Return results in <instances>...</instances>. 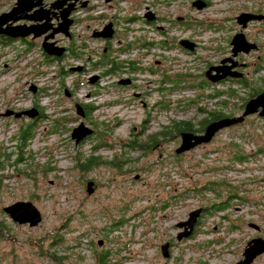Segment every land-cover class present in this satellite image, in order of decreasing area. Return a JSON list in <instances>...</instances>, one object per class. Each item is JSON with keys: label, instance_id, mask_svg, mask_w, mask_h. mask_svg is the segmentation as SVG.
<instances>
[{"label": "rangeland", "instance_id": "1", "mask_svg": "<svg viewBox=\"0 0 264 264\" xmlns=\"http://www.w3.org/2000/svg\"><path fill=\"white\" fill-rule=\"evenodd\" d=\"M116 1L118 39L108 46L130 48L118 56L131 62L134 88L114 84L123 70L93 84L89 75L101 67L61 73L54 64L40 65L36 51L18 63L20 45H0V62L7 64L0 67V112L36 103L44 113L0 116V264H233L247 240L264 237V117L247 116L181 155L174 153L180 141L176 132L162 136L160 131L176 119L198 125L213 109L239 114L240 104L264 87V78L255 76L248 85L233 84L235 92L203 83L207 63L221 55L227 35L241 29L235 17L241 12L264 15V0H203L207 5L202 8L191 5L192 0ZM147 11L157 19L146 20ZM243 31L264 40L257 21ZM75 32L80 38L90 33L85 24L76 25ZM181 38L195 42L194 49L179 45ZM84 41L91 51L101 47L99 41ZM89 50L81 55L85 65L93 58ZM260 74L264 77V69ZM29 81L39 86L38 93L27 90ZM74 103L88 108L86 119L75 112ZM31 121L32 136L24 142L17 134L20 125ZM80 121L93 133L74 144L70 130ZM131 141L139 146L130 147ZM232 142L247 155L245 161L228 160ZM257 147L262 152L254 153ZM90 156L111 163L80 169L78 159ZM86 180L94 183L90 194ZM229 192L244 201L232 199L221 211L203 210ZM15 201H30L40 221L33 226L13 221L2 207ZM199 207L191 234L176 240L175 223ZM52 237L59 240L51 244ZM166 241L165 258L160 245ZM50 251L62 258L52 261ZM101 254L104 262L99 263ZM252 264H264V252Z\"/></svg>", "mask_w": 264, "mask_h": 264}, {"label": "flooded vegetation", "instance_id": "2", "mask_svg": "<svg viewBox=\"0 0 264 264\" xmlns=\"http://www.w3.org/2000/svg\"><path fill=\"white\" fill-rule=\"evenodd\" d=\"M18 1L19 0H0V20L4 21L2 26H20L24 30H28L29 28L33 29L24 36L11 37L0 33V45L4 42H16L22 48L15 56L16 62L20 63L26 60L31 53L36 51L41 57L39 64H54L58 67L57 72L64 73L66 71H74L73 69L82 71L87 68V66L91 68L101 67V69L98 70L99 72H93L89 75V77L96 76L95 82L93 83L95 84L99 83L104 74L110 75L123 70L125 72L115 77L117 79L114 81V84L119 87L129 88H134L136 86H133L135 78L129 72L130 69H132L131 62L122 60L118 56L119 54L122 55L124 51L125 53H129L130 48L124 46L114 49L108 46V43L111 42L114 37L118 39L115 35L117 33V28L114 22L118 14L115 11L116 0H20L27 4V8L15 11L12 16H6V13L8 14L17 6L16 3ZM204 2L206 6L207 2ZM144 15L143 17L145 18ZM156 19L157 16L155 15L154 20ZM255 21L264 27V19H253L246 22L244 27L241 26V29L239 28L231 31L227 35L226 45L221 55L216 60L206 65V69L209 66H222L220 72H233L234 75L227 74L216 82H212L204 76L206 81H203V83L206 85L210 84V82L219 83L226 86L225 90L229 89L235 92V89L232 87L233 84L240 86L248 85V81L252 80L254 76L257 80H262L264 78L260 76V71L264 69V40H260L257 33L243 31V29H246ZM108 23L111 24L113 30L110 37L93 36V31L101 30ZM80 24H85V29L89 30L90 33L88 37L80 38V35L78 33V35L76 34L75 27ZM90 24H97V26L89 27ZM238 33H242L246 41L253 44L254 47L247 51L241 50L234 52L231 40L233 36ZM86 38L101 42V47L99 48L96 45L97 50H89L87 47L88 45L84 41ZM46 44H49L48 46L54 51L60 50V54H48L44 50ZM84 50H89V56L93 57L90 61L91 63L88 65H85L81 60V55ZM249 56H254L255 58L245 61V58ZM1 66L7 67L6 62H0V67ZM124 73L126 74L124 75ZM212 73L214 74L215 71L212 70ZM123 78H129L130 83L127 85L119 84L118 80ZM25 84H27V90L28 85H35L36 91L34 93H38L40 88L34 81L25 82ZM262 90H264V87H259L251 93L248 98L256 95ZM132 94L141 99L140 93L133 91ZM141 102L143 103V101ZM243 105L240 112L243 109ZM32 106L38 110V117L44 116L42 107L36 103H30L26 107L18 108V110ZM81 106L85 114L83 118L86 119L88 108L82 104ZM200 132L202 131L194 133ZM91 135L92 134L85 138ZM161 135L165 136V134ZM174 135L178 137L179 133ZM85 138L83 140H86ZM178 139H180V137H178Z\"/></svg>", "mask_w": 264, "mask_h": 264}, {"label": "water", "instance_id": "3", "mask_svg": "<svg viewBox=\"0 0 264 264\" xmlns=\"http://www.w3.org/2000/svg\"><path fill=\"white\" fill-rule=\"evenodd\" d=\"M16 7L13 8L11 12L8 14L6 13V16H12L15 11L22 10L24 8H27V4L23 1H18L16 3ZM191 5L202 8L205 6V2L203 0H192ZM145 19L150 21L154 20L155 15L151 11H147L145 13ZM178 19H181V17H178ZM260 20L264 19L263 14H254L250 12H241L236 17L235 20L238 24H240L242 27L245 26L246 22L249 20ZM4 21L0 20V33L6 34L11 37L15 36H24L31 32L33 29L29 28L28 30H24L20 26H2ZM162 27L159 26V29ZM112 27L111 24H106L101 30L99 31H93V36H101V37H110L112 35ZM233 44V50L234 52L237 51H247L250 48H253L254 45L251 43H248L246 39L244 38L243 34L238 33L235 34L231 40ZM178 44L182 47L186 48L189 51H192L196 45L195 42L190 41L186 38H181L178 40ZM49 44H46L44 47V50L48 54H60L59 51H54L48 46ZM212 70L215 71V73H212ZM222 70V66H209L204 71V76L209 79L212 82H216L219 79L223 78L225 75L230 74L234 75L233 72H220ZM96 76H90L88 79L89 83L95 82ZM119 84L127 85L130 83L129 78H123L118 80ZM28 90L34 93L36 91L35 85H28ZM65 95H69V91L67 89L64 90ZM75 112L81 117H84V110L82 106L79 103H74ZM256 114L258 117H264V90L258 92L256 95L248 98L244 105L243 109L239 114L235 115H225L218 117L216 119L208 121L202 129V132L200 133H194L189 130H182L179 132L180 141L178 145L174 148V153L179 154L182 152H186L197 145L205 144L211 140V138L214 136L216 132L219 130L233 126L239 123L244 122L245 118L247 116ZM0 116L9 117L12 116L14 118H20L22 116H25L27 118H36L38 117V110L35 107H29L22 110H14L10 108H5L2 112H0ZM93 129L86 124H84L83 121H80L76 126L72 127L70 130V138L73 139L74 144H78L81 140H83L86 136L92 134ZM94 190V183L92 180H86L85 181V192L87 194L92 193ZM2 210L5 211L13 221H16L17 223H27L30 226L36 225L40 219V213L36 209V207L30 202V201H15L9 205L3 206ZM202 212V207L194 208L190 210L187 213V218L184 220H180L177 223H175L176 227L178 228V231L175 235L176 240H181L182 238L188 237L194 227V224L197 220V217ZM248 225L255 230L259 229V226L257 224L249 222ZM98 244H101V240L97 242ZM160 251L163 257L169 256V242L166 241L160 245ZM264 252V237L261 236H255L250 238L246 241L245 246L243 247L241 258L236 261L233 264H252L253 259Z\"/></svg>", "mask_w": 264, "mask_h": 264}, {"label": "trees", "instance_id": "4", "mask_svg": "<svg viewBox=\"0 0 264 264\" xmlns=\"http://www.w3.org/2000/svg\"><path fill=\"white\" fill-rule=\"evenodd\" d=\"M192 87V86H190ZM242 104H240V107H241ZM208 113L204 115V117H202V119L199 121L198 125H194L189 119H176V120H172L171 123L167 124L165 129L161 130L160 133L161 134H167L168 132H176V133H179L180 131L182 130H189V131H193V132H199V131H202L203 129V126L205 125V123H207L208 121L210 120H213V119H216L218 117H221V116H225L227 115V113H225L224 111L222 110H218V109H213V110H210V111H207ZM31 123H33L32 121L28 123H26L25 125H20V129L18 131V134L17 136L20 138V139H23L24 142L26 140H28L29 138H31L32 136V133H31ZM240 124V123H239ZM231 127V126H229ZM155 137H153L152 139L150 140H147V144L150 145V143H152L157 135L154 134ZM233 149L231 151H228L227 152L229 154H231V158H229L228 160L229 161H235V162H243L245 161V156H247L246 154H243L242 151H240L237 147L239 146V144L237 142H232L231 143ZM97 145H95L92 149L95 150ZM129 146L132 147V148H136V146H139V144L137 142H134V141H131L129 143ZM262 148L261 147H257L256 151L254 153H259L260 151L262 152ZM184 153V152H182ZM182 153H179L177 155H181ZM113 162V161H112ZM80 163V164H79ZM95 163H111L110 161H105V160H97L96 157H86L85 160L81 161L80 159H78V167L80 169H84L85 167L86 168H89V167H92L94 166ZM1 164V163H0ZM219 183L221 185H225L226 182L224 180H220ZM228 186L232 189V190H236L237 187L233 186V185H230L228 184ZM232 199H239L241 201H244V198L240 195H237L236 193H233V192H229L227 194V197H224L223 200L221 201H214L212 202L211 204H209L208 207H205L203 210H205L206 212H209L211 209L215 210V211H221V210H224L226 208H228V205H229V202L232 200ZM56 240H59V237H52V240H51V244H54L56 242ZM60 258H62V255L60 254H56L55 251H50V259L52 261H57L59 260ZM97 261L99 263H102L104 262V255H99L98 256V259Z\"/></svg>", "mask_w": 264, "mask_h": 264}]
</instances>
